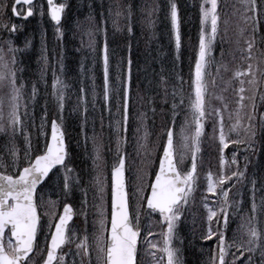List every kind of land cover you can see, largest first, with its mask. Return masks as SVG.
Listing matches in <instances>:
<instances>
[{"label": "snow or ice", "instance_id": "obj_1", "mask_svg": "<svg viewBox=\"0 0 264 264\" xmlns=\"http://www.w3.org/2000/svg\"><path fill=\"white\" fill-rule=\"evenodd\" d=\"M50 6V16L57 25V31L59 32V25L63 18L66 5L61 3L59 5L53 4V0H47ZM251 4V7L246 11H251L253 15L247 17L253 22L252 33L253 36L246 41L247 56L246 60L254 59L252 56V49L255 45V34L259 31L261 21L255 14L257 12L256 0H247ZM17 3L28 4L29 10L27 15L31 16V5L33 0H17ZM206 4H210V7H205ZM217 0H204L200 6L202 13V24L209 26L210 31L207 33L202 29L201 37L199 41V56L195 63L194 79H193V98L189 101V108L193 116L195 123V134L191 137L192 143V156H191V167L186 174L181 175L180 171L177 170V164H183L184 155H175L173 131L171 128L166 132V146H162V159L159 164V173L155 175V182L151 187V196L147 199V208L151 212H158L163 216L164 221L167 224V239L164 252L167 256V264H182L178 255L179 249L172 246V241L176 238L179 222L181 215L189 203V197L193 192V189L197 183V159L196 154L200 151V137L203 133V120L206 116V96L208 95V84L206 81V68L209 64V57L211 56L212 47L218 36V21L219 15L217 12ZM6 7V4L0 3V10ZM130 14V13H129ZM170 20L173 28L175 29V40L176 48L180 47V14L177 4L172 0L170 3ZM6 27V26H5ZM12 32L16 31L15 26L11 29ZM131 31V28H129ZM62 35V33H61ZM11 45V41L8 42ZM25 46H30V42L26 41ZM17 51L18 49H10ZM264 57V53H261ZM46 59V58H45ZM3 57L0 56V61ZM15 62V61H14ZM260 64H264V60H260L257 63V73L261 77H264V71H261ZM128 71L126 82L130 88L131 84V65L132 61L129 57L127 60ZM0 67L7 68V64H2ZM252 76V79L248 81L254 88L258 86L261 81L257 80L256 75L252 72V65H248L247 72H236L235 76L245 77ZM7 77L3 72H0V81ZM119 85L121 81L118 77L113 78ZM181 79L182 82V78ZM11 88L12 96L9 105L8 121L14 132H23L25 136V143L27 145L25 149L24 163L27 166H23L20 170V159L15 150H12V166L15 174H5L4 171H0V264H31L29 254L33 253L34 248L37 246V234L41 229L40 214L37 211V189L43 188L53 184H60L65 193L71 190L72 185L79 184L80 177L75 173L74 169L68 167L66 160L68 159L69 153L67 151V145L64 139L63 129V110L65 101V91L68 85L65 82L56 77L53 73V97L58 105V112L60 113V122L56 120L51 121V134L50 143L45 145V150L42 154L35 155L34 157L29 155L31 150V140L28 134L24 131V124L21 120V90L23 84L19 87L16 85L15 72L11 75ZM162 82H164L162 80ZM241 85L244 84V80H240ZM103 100L105 103L109 100V92L114 91L110 88L109 82V52L107 40H105L103 47ZM245 88L241 86L239 89L240 107H243V100L245 99L243 93ZM83 93V89H81ZM36 95V88L33 85L32 98ZM173 95V112L176 111L177 105L175 98L179 96L180 104L183 105L182 90H172ZM253 100L252 110L247 114L249 121L248 126L244 128V132L248 137L247 143L249 149H252V143L256 136L255 127L253 120L256 114V105L254 103L255 97H250ZM264 100V95L261 96ZM81 103L85 105L84 112L87 113V102L81 98ZM95 103V93L93 92V104ZM117 112L119 113L121 107L123 109L122 118L116 121V132L122 139L118 140L119 143L126 142V135L128 131V91L127 88L124 92L123 104H117ZM3 101L0 100V121H3ZM111 113V108H108ZM23 115L27 116V108ZM42 121L47 119L46 108L45 115L41 118ZM85 121L87 116L84 117ZM239 112L237 113V124L233 125V129H236L240 120ZM220 134L219 141L224 148L228 147V142L223 127V116L220 115ZM102 122V121H101ZM261 124L264 125V117H261ZM41 134L47 135L43 132L44 124L40 125ZM3 130V125L0 123V131ZM181 135L184 143V148L188 149V137L183 136V128L181 129ZM87 137L85 136V143H87ZM235 143V141H233ZM254 151V149H252ZM117 164L113 167L114 175V192H113V212L111 219V230L110 237L105 240L104 231L105 226L103 220L100 221L101 234L96 237L95 244L98 252V259L103 256L104 264H137V240L139 231L134 229L133 221L129 216L128 209V194L125 189L124 182V168L125 159L121 151H117ZM232 163L235 164L236 160L233 157ZM95 164V161H94ZM0 168H3V164L0 163ZM247 164L245 165V170ZM61 169L64 171L61 172ZM244 176V172H233L230 177H221L219 181L212 178L211 174L208 177L207 190L210 193H216L218 185L223 186L232 177H235L236 181L239 182ZM97 184L100 185L101 192L103 191V185L100 178L97 177ZM234 186V185H233ZM142 188H138L137 194L142 192ZM229 190H223L221 188V196L223 198V205L217 210L208 208V227L206 234L203 239L211 240L214 236L219 242L218 262L214 258V264H225L224 258L227 254L226 249L231 248L234 245L225 243V230L228 227L229 220V208L232 206L229 203ZM252 212L253 215L247 218V223L242 225L245 234L248 239L245 243L235 245L237 250L240 251V256H244V252L248 253L247 259L244 260L243 264H254L253 254L257 251L260 252L261 264H264V232L260 230L259 220L255 215L257 213V204L255 199L256 193V181H252ZM139 202L137 203L136 220L139 219ZM260 208L264 209V197L261 198ZM73 210L71 205H65L63 209V215L59 217L58 223L55 224V232L51 235L50 247L47 252V259L44 264H62L63 257L57 256V251L62 248L66 243L71 240H78L74 234L69 237V221L73 218ZM215 221L216 227H213ZM51 227V225H50ZM6 229H8V235L6 236ZM14 238V241H13ZM77 249H83L84 254L87 255L88 248V237L85 236L82 240L77 243ZM243 249V251H241ZM75 264V262H73ZM232 264H236L235 260Z\"/></svg>", "mask_w": 264, "mask_h": 264}, {"label": "rangeland", "instance_id": "obj_2", "mask_svg": "<svg viewBox=\"0 0 264 264\" xmlns=\"http://www.w3.org/2000/svg\"><path fill=\"white\" fill-rule=\"evenodd\" d=\"M142 1V8H138V5L136 4H130L129 0H127L126 4L122 3V0H110V7H114V15L116 17H118L120 20H123L125 22H129L132 21L133 19L135 20V22H137L140 25H142L144 22L139 18L138 14H141V17H146L145 20L148 19V15L150 17L153 8L157 6V0H141ZM169 1V0H168ZM167 2V1H166ZM165 2V4H166ZM204 2V0H203ZM164 4V6H165ZM251 4L247 2V0H231V2L227 5V8L229 9V13H232L233 15L235 14L237 17H240L241 20H247V11L246 9L250 8ZM256 6H257V16L259 15V19L263 22L264 25V0H256ZM205 7H210V4H206ZM38 12H43V7L42 4L38 3L35 7H34ZM124 9H125V16H124ZM163 9L161 10L162 13ZM130 13V14H129ZM150 13V14H149ZM239 20V21H241ZM15 23H12L13 26ZM130 24V27L132 28V25ZM10 25V26H12ZM45 26V25H44ZM206 26V25H205ZM85 30V26L83 27ZM117 29V28H116ZM207 32H208V26H206ZM91 30H94V27H90V29H88L86 31V34L89 32L88 35H86L84 37V44L86 45V47H89V51L88 52H84L85 54V58H87L88 60L84 59L83 56V62L80 63V70H79V75H80V86H82L80 88L79 91H81V89H83V94H84V101H86L87 103H93L92 97H93V92L95 93V103L97 104V107H99V101L100 98L98 97V84L97 81L93 79V81L91 82V84L86 85L84 83V80L88 77L89 78H95L94 75H92L91 72H89L85 66V62L87 64H89L92 67V70L95 68L96 64L93 60L94 59L93 53L94 50H96V45L100 46V43L97 42V36L96 33L93 35V31L90 32ZM260 36L263 37L264 39V26H260ZM47 34V36L49 35V33L46 32L45 29H43V32H40V36L43 40V37ZM242 33H241V38H242ZM52 41V40H51ZM52 43V42H51ZM104 43L105 41L101 42V50H102V54H101V61L103 62V47H104ZM264 44V42H263ZM82 45V44H81ZM241 47V46H240ZM111 48L112 50V55L114 56V60H118L120 56L124 55L123 54V50H122V46L120 45H116V44H111ZM53 49V48H52ZM37 51L39 52H46V47L44 44H38L37 46L33 49V52L36 53V57L35 59L39 62L40 61V66L43 68H46L47 63L45 61V56H38L37 55ZM264 51V47L261 45V43H257L254 45V49L252 50L254 56H255V61L258 62L261 60V53H263ZM53 53V59H52V64H51V68L47 67V71L51 70V74L50 77H48L49 75L46 73V76L44 77V83H43V87L45 89V91L47 93H49V97L51 96L50 94L53 93V71L55 69H59V73L56 75V77L62 79L66 85H68L67 90L69 91V82L66 80V75H68L70 77V71L69 68L67 66V64H64V58L62 56V52L58 51V52H52ZM43 54V53H42ZM91 54V55H90ZM0 56H2L3 58L4 55L1 54L0 52ZM4 59L2 61H0V65L5 64ZM97 61V60H96ZM38 66V64H36ZM67 66V68L65 67ZM38 68V67H36ZM61 68V69H60ZM3 67H0V72H3ZM65 69V71H63ZM128 71V69H127ZM126 77L124 79V82H122V84H117L114 85V77H118L117 72H116V67L115 65H111L109 63V82H110V88L114 89V91H110L109 92V100L106 103V105L103 107L101 106V110L97 113V110L95 111H87V113L84 112V108L81 110H77L75 108H71L69 110H67L64 113L63 110V118H65V116L67 115V113H71L72 118H74V115L78 112L80 113L81 119H82V124H83V138L80 137V140H82L81 142L84 143L85 148L83 149V155L82 157L85 156V161H87V165L86 168H82V172L85 171L86 175L81 174L82 180L79 181V184H76L75 186L72 185L71 186V190L67 193H65V191L62 189V186L60 184H53V185H49V194L47 193L46 197L42 196L41 198V202L43 205L44 210L46 211V215L48 220L50 221V225L52 223L55 222V220L58 217V212L59 210V205H64L66 201H69L73 204V206L75 205V207L78 209V214H79V221H80V226H78V224L75 226L73 225L72 227H70V231L68 233L69 237H72L73 234L78 237V240H71L69 241V247H67L66 250H64L63 252L60 253L59 257H63V261L62 264H73V262H75V264H104L103 261V256H100V258L98 259V252H97V248H96V244H95V239L96 237H98L101 234V227H100V221L103 220L104 222V226L106 228L107 226V221L108 218L110 216V205H109V201H108V194H107V188H108V175H107V171L110 169L111 172V168L113 167V165L117 164V151H123L125 150L126 155H127V169L129 166V170L131 171V174L129 173L128 176L130 175V180L131 183H133V187H132V196H131V202H133V212H135V216L137 213V203L139 202L140 207H139V219H138V223L141 224V222L145 221L146 222V234H145V238H144V245H143V253H142V263L141 264H158V262H150L151 259V253L154 249H156L158 247L157 245V240L159 241V237H157V235L155 237L151 236L148 232L151 231L152 228V224H151V218L154 217L153 213L151 212H146L144 211L142 204H144L143 202V195H145V183L147 180V171L151 168L152 166V162L156 161L157 156H158V151L160 150V146L162 144V141L160 140L161 137H163L164 132H167L169 125H159L158 122L157 123H153V124H147L144 117H138L141 114L138 113L136 117H133L135 119H138V121L135 124H131L130 122H128V131H127V135H126V142L123 143H119L118 144V140L122 139L121 136H118L117 132H116V121L120 120L122 118V114H123V109L121 107L119 113L117 112V104H123V98H124V92L125 89L127 88L128 91V121L129 119L132 120V116L130 115V111L132 110L131 108V104L133 103V101L130 99L129 97V87L127 85L126 82V78H127V73ZM137 75L134 74L133 77V81L130 84V88L132 87L133 83L136 81ZM259 88H260V92H259V101L256 107V113L257 116H255L254 120H253V124L255 127V131H256V136L254 138V141L252 143V149L256 150L257 146L260 148H262V139L264 137V125L261 124V117H264V100L261 99V96L264 95V77H263V81L259 84ZM36 89L41 91V87H37ZM51 91V92H50ZM104 94V91L102 92ZM66 94V91H65ZM103 94H102V99H103ZM5 100H4V96L0 93V100L3 101V116L4 118L6 117L7 114V110L9 107H5V102L7 99V94L5 93ZM70 95V93H69ZM72 95H75V90L72 89ZM183 95V94H182ZM185 95V94H184ZM183 95V98H184ZM71 96V95H70ZM66 97V96H65ZM72 97V96H71ZM75 98V97H72ZM79 98V97H78ZM193 98V94H189L187 100L184 98L185 103L187 106H189V101L190 99ZM74 100L76 102L75 99H71L68 100L72 105L74 103ZM51 105L54 106V110L58 111V105L56 100L54 99L53 95L51 96ZM65 99L64 101V108L65 105H68V103ZM79 103L81 102H77L74 106H78ZM7 104L10 105V100L7 101ZM110 104V105H109ZM39 106V105H38ZM87 107V104H86ZM111 108V113H109L108 108ZM6 109V111H5ZM154 109L155 106L154 105H149L148 109H147V115H152L154 113ZM213 110V109H212ZM220 110L222 109H218V118L216 117H210L212 118L211 120L213 121V125H212V129L216 130L217 129V137L219 140V134H220V120L219 117L220 115L223 116V127L228 129L233 132V136L235 137V145H231L230 146V154L232 156V160L233 157H235L236 163H242V161H246V159L248 160V163L250 164V168L247 172H244V176L241 179V181L237 182L235 177L233 180L236 181L237 183V187H233L234 190L237 191L238 188H240L242 186V181L243 179L249 178V181H253L255 179L256 181V190L258 191V196H257V203L260 207V203H261V198L264 197V171H260V168L258 166V164L255 162L256 158L254 157V155H251V151H253L252 149H249L248 147V143L246 142L248 137L246 136L245 132H244V128H246L248 125L246 124L247 122L243 119L242 115L239 114L240 116V120H239V124L238 127L236 129H233V125L237 124V113L238 112H234L232 115L230 114V112L228 110H225L224 112H221ZM224 110V109H223ZM40 113V115L37 117L36 122L31 126V133L29 132V128L24 124V131L28 134V136L30 137L31 140V150L29 152V155L32 156L34 148L38 147L39 149H42L45 146V141L46 139V135H42L41 134V129H40V125L43 122L44 124V129L43 132L47 133L46 130V120L42 121V117L45 115L44 112H42L41 109H39L38 111ZM104 112H106V116L104 117ZM158 113V112H157ZM60 115V113H59ZM85 115L87 116V120L85 121L84 117ZM98 118L100 119H104L105 120V129L103 127V123L99 121L96 122V120H98ZM72 119V126L71 128L74 130H79L80 126L79 123H74ZM228 120V121H227ZM108 121H112L111 122V133L113 134V140H109L107 139V146H105V142H103L102 138L101 141L99 142L98 138L100 136V132L102 133L104 129L106 131V133L108 134V129H107V122ZM176 121L178 122V118H176ZM182 124L180 125L179 128H175L176 132H175V142H176V153L177 156H179L180 154L184 155V161H183V167L185 168V166L187 167V171L190 170L191 167V156H192V143H191V137L194 136L195 134V123L193 121V116L192 113H187L183 120H182ZM217 123V126H216ZM249 123V122H248ZM179 126V125H178ZM177 126V127H178ZM176 127V125H175ZM183 128V136L188 137L187 143H188V149L186 150L184 148V143L185 141L182 138L181 135V129ZM3 132L0 131V163L3 164V168H0L1 170H7L9 172H15L16 170H14L13 166H12V150H15L16 153H18V157L20 159V165H21V161H24V156H25V149L27 147L26 143H25V136L23 134V132H20L19 137L21 138V145L20 147H14L11 148L10 153L6 152L4 153V151L1 150V146H6L9 142H12L13 140L9 139L10 136L4 137L3 134H1ZM208 135V134H207ZM226 135V134H225ZM85 136L88 138L87 139V143H85ZM209 138V137H208ZM256 138H259V140H261V142H259L256 146L255 144L258 142L256 141ZM226 139H227V135H226ZM32 141L35 144H32ZM76 141H79V139H76ZM161 142V143H160ZM86 144V145H85ZM212 141H203L202 143L200 142V151L196 154V159L197 161H206V158H204L203 154H205L209 147L211 146ZM105 146V147H104ZM109 146H112V150H111V158H109L107 160V162L105 163L103 161V159L101 158L102 156V151L104 149H106L107 147L109 148ZM255 146V147H254ZM74 149V148H73ZM20 151V152H19ZM19 153L22 154V157H20ZM76 157L81 155L80 152L78 153L75 152ZM262 158V157H261ZM260 158V161H261ZM95 161V164H94ZM112 161L114 162V164L112 165ZM244 165H246V163H242ZM75 165H77L75 163ZM112 165V166H111ZM244 165L242 166L244 168ZM105 166V167H104ZM70 168H72L73 166H69ZM106 168V170H105ZM73 169V168H72ZM238 168H236L237 170ZM240 170V169H238ZM61 172H63L61 170ZM240 172V171H239ZM97 177L100 178V181L103 185V191L101 192L100 190V185L97 184ZM209 177V176H208ZM213 178V177H212ZM208 180V179H207ZM130 183V182H129ZM226 186H222L223 190H226L225 188H228L227 190H231V183L229 184L228 181L226 182ZM207 186H208V182H207ZM138 188H142L143 191L140 192L139 194H137V190ZM239 191V190H238ZM111 196V195H110ZM229 203L232 205L229 209L231 211L238 209L239 204H235L233 203V201L231 199H229ZM202 204L208 209L210 207L209 202H205L203 201ZM62 207V206H61ZM204 207V208H205ZM194 211L197 213V211L199 210V206L195 205L193 207ZM262 209V208H261ZM259 208L257 207V219L260 222V216H259ZM207 211V210H206ZM205 211V212H206ZM230 212V211H229ZM143 220V221H142ZM109 223V222H108ZM144 226V225H143ZM234 232L236 233L235 237L233 240L230 241L229 244L234 245L231 248H228V255H229V261L227 264H232L233 261V257H236L237 259H240L239 262H237L236 264H243L244 260L247 259L248 253L244 252L245 256H240V251L237 250V247L235 245H239L241 243H243L242 241V236H238V232L234 230ZM85 236L88 237V248H87V252L88 254L85 255L84 254V250L83 249H77V243L79 242V240H82ZM104 236H105V231H104ZM245 239H248L247 235L245 234ZM174 240L172 241V246L174 248H178L175 244H174ZM246 244V242H245ZM205 247V246H204ZM179 249V248H178ZM207 250V260L203 259L202 264H209L210 263V253H209V248H205ZM241 251H243V249H241ZM259 254L260 252L257 251ZM258 253H254L253 256V260H254V264H261V260L258 258L259 256L257 255ZM180 260L183 264V259L180 255V253H178ZM149 259V260H148ZM33 264V263H31ZM197 264V263H196Z\"/></svg>", "mask_w": 264, "mask_h": 264}, {"label": "trees", "instance_id": "obj_3", "mask_svg": "<svg viewBox=\"0 0 264 264\" xmlns=\"http://www.w3.org/2000/svg\"><path fill=\"white\" fill-rule=\"evenodd\" d=\"M191 14V13H190ZM199 13L196 12V14L192 17L190 15L189 18V11L187 12V16L182 21V28L180 30V36H181V43H180V53H181V59H179L175 53H174V39L173 34L170 33L169 30V24H166L163 26L161 24V27H159L156 23H150L149 27L144 31V37L146 43V50L148 44H150V48L152 47H159V43H162L161 49H158V51H154L153 55H150V62L149 58L145 56H140L138 53L135 56L136 61L143 62L144 66L148 67L149 71L147 72L146 76L148 75L147 81H148V88L150 87V93H153L155 96L159 95V85L155 86L157 82H162L166 85V87L170 90V93L172 95L173 87L177 84V80L179 81L180 85H182L183 93H189L191 91L192 87V73H193V63L196 60V46L193 44L195 40V35L199 32ZM191 23H190V22ZM161 28V29H160ZM126 30V29H125ZM224 28L223 23L219 24V32L220 36L218 37V40H221L220 37L224 35ZM119 35V41H126L129 39L127 35H129L128 32L121 31ZM152 35L155 37L159 36V39L151 41ZM161 35V36H160ZM164 37H163V36ZM126 39V40H123ZM160 40V41H159ZM219 46V45H218ZM155 50V49H154ZM147 52V51H146ZM145 52V53H146ZM160 52V53H159ZM144 53V52H143ZM160 56V62L163 61V65L160 67L158 60ZM148 60V61H147ZM213 64L211 67V70L208 71L209 79L212 80L213 77H215L216 72L215 67H217L218 63H222L221 58L219 56V53H215V57L213 59ZM147 61V62H146ZM149 65V66H148ZM183 67V69H182ZM177 70H180L177 71ZM139 74V71H137ZM179 78H182L179 80ZM211 85V83L209 84ZM152 95V94H150ZM165 94H163L164 96ZM173 97V95L171 96ZM170 97H167V101L164 100L163 107L161 108V112L164 118H166V115H171V109H173V102H169L168 100ZM220 98L215 100V104L217 106L220 105ZM185 107V103L183 102L182 108ZM169 117H167L168 119ZM194 252H197V250H191Z\"/></svg>", "mask_w": 264, "mask_h": 264}, {"label": "water", "instance_id": "obj_4", "mask_svg": "<svg viewBox=\"0 0 264 264\" xmlns=\"http://www.w3.org/2000/svg\"><path fill=\"white\" fill-rule=\"evenodd\" d=\"M33 1H34V0H33ZM53 1H54V0H53ZM16 4H18L17 1H16ZM54 232H55V231H54ZM53 234H54V233H53ZM50 242H51V241H50ZM49 247H50V245H49Z\"/></svg>", "mask_w": 264, "mask_h": 264}]
</instances>
